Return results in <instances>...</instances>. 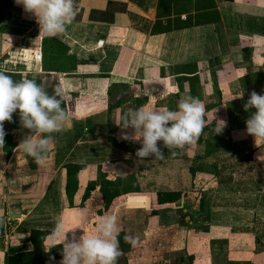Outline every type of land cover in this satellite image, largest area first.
<instances>
[{
  "label": "crops",
  "instance_id": "1",
  "mask_svg": "<svg viewBox=\"0 0 264 264\" xmlns=\"http://www.w3.org/2000/svg\"><path fill=\"white\" fill-rule=\"evenodd\" d=\"M75 7L73 23L55 37L40 33L14 0L0 24V71L58 91L68 113L34 168H23L26 154L17 149L30 133L11 121L19 125L9 130L15 147L6 158L0 147V264L4 252L29 249L30 228L50 231L48 247L63 238H52L58 223L69 238L90 235L104 215L116 216L128 237L120 251L143 252L131 264H264V143L247 135L255 110H244L251 92L264 94V0H75ZM186 96L203 102L205 126L226 121L228 151L202 157L214 134L204 129L161 160L135 159L109 142L140 147L122 139L132 135L119 126L122 116L140 107L176 110ZM67 163L83 166L70 206ZM97 173L119 182L106 210L98 182L82 200ZM157 192L184 196L151 216ZM197 214L204 221L195 222ZM199 225L207 230H192Z\"/></svg>",
  "mask_w": 264,
  "mask_h": 264
},
{
  "label": "clouds",
  "instance_id": "2",
  "mask_svg": "<svg viewBox=\"0 0 264 264\" xmlns=\"http://www.w3.org/2000/svg\"><path fill=\"white\" fill-rule=\"evenodd\" d=\"M14 2L22 6L25 13H30L39 26V32L49 37L65 34L77 15L75 0ZM242 96L243 93L236 98ZM249 109L255 111L245 121L246 133L255 142L264 143V94L251 92L244 104V110ZM17 112L21 127L30 133L17 145V149L31 156L37 165H43L50 146L54 144L51 134L61 131L68 119L60 93L54 90L50 94L44 85L35 80L15 81L12 76L0 71V147L4 146L6 135L3 124L11 122L13 114ZM204 113L203 102L193 96L182 97L177 102L176 110L166 107L159 110L145 107L129 109L122 116L119 126L132 129V135L125 134L122 139L140 143L135 152L139 160L163 158L162 146L169 150L182 149L196 142L205 127ZM218 124L216 134L222 133L226 121H218ZM172 154L176 155V152ZM97 221L92 234L77 236L73 232L70 238L59 223L56 225L52 238L63 237L59 244L62 246L60 264H117L122 255L118 239L119 221L114 215L100 216Z\"/></svg>",
  "mask_w": 264,
  "mask_h": 264
},
{
  "label": "trees",
  "instance_id": "3",
  "mask_svg": "<svg viewBox=\"0 0 264 264\" xmlns=\"http://www.w3.org/2000/svg\"><path fill=\"white\" fill-rule=\"evenodd\" d=\"M9 3L10 0H0V24L3 23L6 18L9 16ZM20 120L19 114L14 113L12 120ZM19 125L13 122H7L4 131L6 133L4 137V146L2 150L4 152L5 158L10 154L11 150L15 147V144L11 142V138L9 136V130L11 128H18ZM204 130L208 132H213V136L207 140L204 144L203 156L207 157L213 152H226L228 149L231 148L230 140L228 137L224 136V133L216 134V127L215 125H208L204 127ZM198 141V139H197ZM115 149L130 153L134 156L135 159V152L139 148L138 146L132 145L128 141H121L120 143H115L113 140H109ZM163 151V158H155L156 160L165 159L167 156L174 157L177 155V151L175 149L169 150L168 148H164L162 146ZM175 151L176 155H173L172 152ZM244 160H249V157H243ZM24 162L27 168H34L35 160L28 156L27 154L24 157ZM63 169L65 171V195L68 200V205H71V197L73 192L76 190L77 182H76V174L77 172L83 168L82 165L77 164H64ZM190 174H193L192 169H189ZM264 177V174H263ZM99 183L98 192L101 196L102 200V209L106 210L111 203V200L114 199L119 195V192L116 189L110 190V187L115 186L118 184V181L110 182L104 179L103 175L97 173L96 180L94 183H88L85 187L84 194L82 195V200H84L85 196L87 195L88 190L92 189L96 183ZM129 187H123L122 193L127 194L130 191H127ZM134 192H138L137 188H135ZM183 194L180 192H157L154 195V207L150 211V215L154 216L157 214L158 210L161 206H169L179 200ZM203 207L202 199L198 200L197 208L200 211ZM204 221L201 217L197 214V218L195 222H202ZM194 231H202L205 232L207 230V226H195L192 227ZM50 234V231L47 229H40V228H30L27 231V242L29 243V249L24 251H17V252H4L2 264H45L47 261L50 260H59L61 259L62 255V247L57 244V246L50 245L45 247L43 242L45 238ZM119 244L121 250H127L129 244L126 242L124 238V234L122 232L119 233ZM54 246V247H53ZM51 248V249H50ZM50 249V250H49ZM54 258V259H50Z\"/></svg>",
  "mask_w": 264,
  "mask_h": 264
},
{
  "label": "rangeland",
  "instance_id": "4",
  "mask_svg": "<svg viewBox=\"0 0 264 264\" xmlns=\"http://www.w3.org/2000/svg\"><path fill=\"white\" fill-rule=\"evenodd\" d=\"M179 151H180V149H178ZM3 160V159H2ZM23 168L25 169L26 168V165H25V162L23 161ZM14 177H16V175L14 176ZM198 194V193H197ZM198 195H196L195 196V198L197 197ZM261 206H263V208H264V203H263V205H261ZM168 211H173L172 209H168ZM60 214V213H59ZM59 214H57V215H59ZM39 218H41V217H39ZM182 219V218H181ZM41 220H42V218H41ZM178 221H179V219H178ZM199 226H201V225H199ZM198 226V227H199ZM195 227V226H194ZM12 228V227H11ZM263 241H264V239H263ZM49 242H51V241H49L48 240V242L47 243H49ZM46 243V244H47ZM23 248V247H22ZM121 250V249H120ZM121 253H122V255L118 258V264H129V262H130V264L131 263H133V262H135L136 260H142V257H143V252H133V253H130V252H127V253H125V251H121ZM127 262V263H126ZM136 262H138V263H140V261H136ZM135 262V263H136Z\"/></svg>",
  "mask_w": 264,
  "mask_h": 264
},
{
  "label": "water",
  "instance_id": "5",
  "mask_svg": "<svg viewBox=\"0 0 264 264\" xmlns=\"http://www.w3.org/2000/svg\"><path fill=\"white\" fill-rule=\"evenodd\" d=\"M8 216H9V218H15V217H17V215H14V214H9Z\"/></svg>",
  "mask_w": 264,
  "mask_h": 264
}]
</instances>
